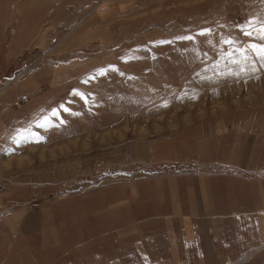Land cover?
Masks as SVG:
<instances>
[{"label":"rangeland","instance_id":"rangeland-1","mask_svg":"<svg viewBox=\"0 0 264 264\" xmlns=\"http://www.w3.org/2000/svg\"><path fill=\"white\" fill-rule=\"evenodd\" d=\"M249 21H264V0H0L5 213L36 212L45 226L36 235L70 228L74 240L78 221L98 222L108 238V213H93V198L103 209L109 198L122 209L128 204L137 219L153 215L141 183L136 195L119 200L131 176L185 169L195 146L205 150L202 142L219 137L226 109L264 107V60L234 51L264 43L243 35L238 26ZM188 24L198 31L188 47L158 51L152 33L173 37ZM210 28L220 30L216 39ZM158 69L163 96L130 92ZM101 184L113 189L94 191ZM8 230L1 227L0 235H12ZM91 230H84L86 242ZM21 245L19 259L0 250L4 263L30 264L34 251ZM37 260L44 264V253ZM244 264H264V250Z\"/></svg>","mask_w":264,"mask_h":264},{"label":"crops","instance_id":"crops-1","mask_svg":"<svg viewBox=\"0 0 264 264\" xmlns=\"http://www.w3.org/2000/svg\"><path fill=\"white\" fill-rule=\"evenodd\" d=\"M187 29L171 33L173 37L152 33L158 35L152 41H156L158 51H180L198 32L190 24ZM211 31L216 39L220 30ZM160 63L158 67H163ZM158 73L164 72L158 69L149 73L144 82L132 85L130 92L150 94L153 100L163 96L165 81ZM47 111L48 108L45 113H51ZM73 111L84 114L81 107ZM225 111L229 112L219 120V137L205 140L199 145L205 150L195 146L196 153L192 150L186 156L192 164L185 169L157 171L155 176L142 173L137 181L131 176L122 186L119 200L136 195L141 183L146 202L155 206L153 215L137 219L128 212V204L122 209L118 201L109 198L108 209H103L99 198H93L91 211L108 213L107 239L101 237V230L97 232L101 226L96 221L88 222L90 225L78 221L76 240L69 235L70 228L57 231L52 226L56 234L36 235L45 228L40 214H23L20 209L5 213L0 193V228L6 226L12 233L0 235L1 252L5 248L12 250L19 259L23 254L21 244L29 242L34 251L30 264H39L37 259L43 253L44 264H244L252 259L264 250V107ZM80 120H85L83 115ZM13 146L16 151L20 142ZM3 153L4 146L0 144L2 164L6 160ZM102 188L113 189L101 184L94 191ZM70 224L74 227L71 221ZM90 228L94 236L86 242L83 233ZM1 261L6 264L2 256Z\"/></svg>","mask_w":264,"mask_h":264},{"label":"snow or ice","instance_id":"snow-or-ice-1","mask_svg":"<svg viewBox=\"0 0 264 264\" xmlns=\"http://www.w3.org/2000/svg\"><path fill=\"white\" fill-rule=\"evenodd\" d=\"M256 23H259V25H260L259 28L255 27ZM238 27H241V31H242L243 35H245L247 37L256 36L259 38V40L264 41V21H249V22H247L246 25L238 26ZM207 31H209V30L205 29L200 34L203 35L204 32H207ZM184 39H192V37H184ZM224 43L230 44V45H235L236 42L234 40L227 39L224 41ZM234 51L240 53L244 60L249 59V57L247 55V53H249V52L254 53L257 57L264 60V43L250 42V43L243 45L241 47L234 48ZM225 55L231 60V62L240 63L239 60L232 59V57H233L232 51L225 53ZM101 74H103V73H101ZM77 94H79V93H77ZM80 95H82V94H80ZM53 115H56V113L53 112Z\"/></svg>","mask_w":264,"mask_h":264}]
</instances>
